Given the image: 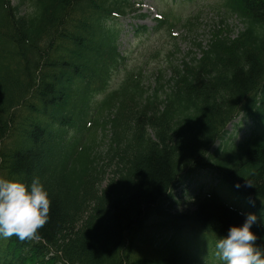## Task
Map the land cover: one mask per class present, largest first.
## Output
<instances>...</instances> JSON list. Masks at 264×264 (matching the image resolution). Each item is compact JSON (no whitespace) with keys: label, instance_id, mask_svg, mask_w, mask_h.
<instances>
[{"label":"trees","instance_id":"trees-1","mask_svg":"<svg viewBox=\"0 0 264 264\" xmlns=\"http://www.w3.org/2000/svg\"><path fill=\"white\" fill-rule=\"evenodd\" d=\"M10 2L0 0V178L38 177L50 208L35 236L0 237V264H201L187 243L226 236L247 213L264 247V0H220V24L243 29L218 27L151 95L131 74L109 91L125 58L118 20L135 0H28L25 14ZM241 115L248 135L227 139ZM199 173L218 186L176 212L177 188ZM154 216L169 229L158 244L142 237Z\"/></svg>","mask_w":264,"mask_h":264},{"label":"rangeland","instance_id":"rangeland-1","mask_svg":"<svg viewBox=\"0 0 264 264\" xmlns=\"http://www.w3.org/2000/svg\"><path fill=\"white\" fill-rule=\"evenodd\" d=\"M18 1L13 0L14 3H18ZM138 2L142 4L141 8L136 6L139 9L137 15L144 14L147 17H144V19L130 17L120 20L123 35L119 41V50L123 52L125 60L119 70L113 75L110 88L115 89L121 83V79L125 74L133 73V75L137 76L140 73L141 85L150 95L156 82L160 81L166 84V81L170 78L171 69L169 65L181 66L182 61L190 52L199 55L194 47L195 43L206 45L209 42L208 40L211 37L214 26L221 19L216 5L219 0H187L184 2L183 0H138ZM27 8H29V2L24 0L21 9L25 11ZM165 13L169 14L173 19L180 20V22L172 20L175 25L173 30H171L173 34L171 31L168 33V31L164 30L151 31L156 25L154 17ZM187 20H190L193 26L183 27L182 25ZM227 23L229 28H232L233 35H236L241 29V25L234 19L228 20ZM142 25L146 26L148 31L136 34L134 28ZM250 125V121L240 118L233 125L228 126L227 132L231 139L235 142H240L248 135ZM101 134L102 131L100 129L96 138L98 147L95 151L104 156L108 148V136L110 133L106 132V139H102L103 134L102 136ZM106 171L109 173L108 168H106ZM210 175V173H199L190 184L185 183L183 187L176 191L177 199L175 200L176 203L173 204L177 208L176 212L185 213L186 210L192 211L194 209L192 204L196 195L207 193L206 191L209 188L218 186L217 181H212ZM224 192V197L227 198H223L228 202L241 203V200L226 188ZM144 230L142 237L148 236V239L156 244L169 236V229H166L162 221L155 216L145 223ZM138 254L143 256L146 255V252L140 251Z\"/></svg>","mask_w":264,"mask_h":264},{"label":"clouds","instance_id":"clouds-1","mask_svg":"<svg viewBox=\"0 0 264 264\" xmlns=\"http://www.w3.org/2000/svg\"><path fill=\"white\" fill-rule=\"evenodd\" d=\"M49 208V193L38 177L29 184L0 178V237L35 236L48 221ZM256 221V215L247 213L242 224L230 226L226 236L217 238L216 256L222 264H264V247L250 231Z\"/></svg>","mask_w":264,"mask_h":264}]
</instances>
